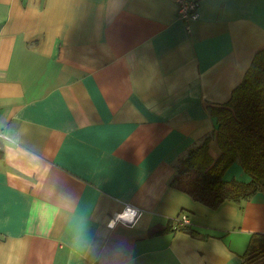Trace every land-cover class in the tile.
Here are the masks:
<instances>
[{
  "label": "crops",
  "instance_id": "obj_1",
  "mask_svg": "<svg viewBox=\"0 0 264 264\" xmlns=\"http://www.w3.org/2000/svg\"><path fill=\"white\" fill-rule=\"evenodd\" d=\"M196 1L186 23L176 0H0V264L242 263L264 188L211 209L169 182L205 137L220 156L210 109L264 49V0ZM182 216L206 239L150 233Z\"/></svg>",
  "mask_w": 264,
  "mask_h": 264
},
{
  "label": "trees",
  "instance_id": "obj_2",
  "mask_svg": "<svg viewBox=\"0 0 264 264\" xmlns=\"http://www.w3.org/2000/svg\"><path fill=\"white\" fill-rule=\"evenodd\" d=\"M210 113L216 118L214 136L220 156L213 160L208 154L210 136L205 137L178 161L169 186L211 209L227 201L242 210L244 202L264 188V49L254 55L229 100L211 107ZM236 161L250 176L248 183L223 180ZM179 228L175 221H169L150 233L161 235L179 229L206 239L193 229ZM241 264H264V233L251 234Z\"/></svg>",
  "mask_w": 264,
  "mask_h": 264
},
{
  "label": "built area",
  "instance_id": "obj_3",
  "mask_svg": "<svg viewBox=\"0 0 264 264\" xmlns=\"http://www.w3.org/2000/svg\"><path fill=\"white\" fill-rule=\"evenodd\" d=\"M176 5H177V16L180 20L183 22H190L193 21L197 18V8H198V3L196 0H176ZM0 138L1 135H0ZM131 209H128L125 211L123 214H128V217H130V220H126L125 218H122L121 215L118 216V219L121 222H124L126 224H131L134 222V217L136 216V213L132 216L130 211ZM176 226L178 227H186L189 225V219L187 216H182L181 218H178L176 221Z\"/></svg>",
  "mask_w": 264,
  "mask_h": 264
},
{
  "label": "bare ground",
  "instance_id": "obj_4",
  "mask_svg": "<svg viewBox=\"0 0 264 264\" xmlns=\"http://www.w3.org/2000/svg\"><path fill=\"white\" fill-rule=\"evenodd\" d=\"M0 135H1V137H3V133L1 131H0ZM121 217L125 218L126 220H130L131 219L130 217H128V214H121Z\"/></svg>",
  "mask_w": 264,
  "mask_h": 264
},
{
  "label": "rangeland",
  "instance_id": "obj_5",
  "mask_svg": "<svg viewBox=\"0 0 264 264\" xmlns=\"http://www.w3.org/2000/svg\"><path fill=\"white\" fill-rule=\"evenodd\" d=\"M228 177H229V173H228ZM248 236H249V235H244V243H243V247L245 246V244H246L247 241H248Z\"/></svg>",
  "mask_w": 264,
  "mask_h": 264
}]
</instances>
